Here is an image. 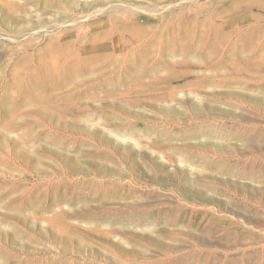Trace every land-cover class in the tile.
<instances>
[{
    "label": "rangeland",
    "instance_id": "374dc122",
    "mask_svg": "<svg viewBox=\"0 0 264 264\" xmlns=\"http://www.w3.org/2000/svg\"><path fill=\"white\" fill-rule=\"evenodd\" d=\"M0 264H264V0H0Z\"/></svg>",
    "mask_w": 264,
    "mask_h": 264
},
{
    "label": "bare ground",
    "instance_id": "6f19581e",
    "mask_svg": "<svg viewBox=\"0 0 264 264\" xmlns=\"http://www.w3.org/2000/svg\"><path fill=\"white\" fill-rule=\"evenodd\" d=\"M33 89H36V87H33Z\"/></svg>",
    "mask_w": 264,
    "mask_h": 264
}]
</instances>
